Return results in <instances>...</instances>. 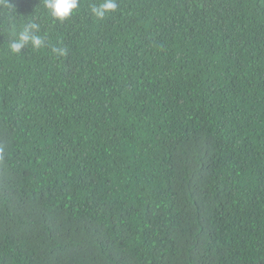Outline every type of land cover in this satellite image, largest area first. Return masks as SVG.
Masks as SVG:
<instances>
[{
    "label": "trees",
    "instance_id": "obj_1",
    "mask_svg": "<svg viewBox=\"0 0 264 264\" xmlns=\"http://www.w3.org/2000/svg\"><path fill=\"white\" fill-rule=\"evenodd\" d=\"M101 2L0 4V264H264V0Z\"/></svg>",
    "mask_w": 264,
    "mask_h": 264
},
{
    "label": "clouds",
    "instance_id": "obj_2",
    "mask_svg": "<svg viewBox=\"0 0 264 264\" xmlns=\"http://www.w3.org/2000/svg\"><path fill=\"white\" fill-rule=\"evenodd\" d=\"M0 4L5 7H11L9 0H0ZM44 6L49 10L50 16L58 21H64L69 18L73 11L79 6V0H45ZM118 7L116 0H102L101 3L91 7V13L98 19H104L106 14L114 12ZM39 24L29 22L18 33V38L9 45L11 52L19 53L20 48L25 44H30L33 49H39L44 46V40L38 35ZM31 31V35H30ZM53 52L58 55H65L66 50L53 48Z\"/></svg>",
    "mask_w": 264,
    "mask_h": 264
}]
</instances>
